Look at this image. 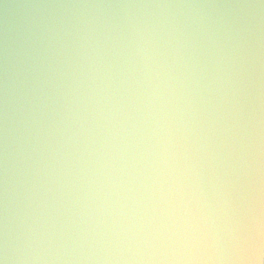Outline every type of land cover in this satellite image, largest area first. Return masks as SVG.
Masks as SVG:
<instances>
[{
  "label": "clouds",
  "instance_id": "1",
  "mask_svg": "<svg viewBox=\"0 0 264 264\" xmlns=\"http://www.w3.org/2000/svg\"><path fill=\"white\" fill-rule=\"evenodd\" d=\"M0 264H264V0H0Z\"/></svg>",
  "mask_w": 264,
  "mask_h": 264
}]
</instances>
